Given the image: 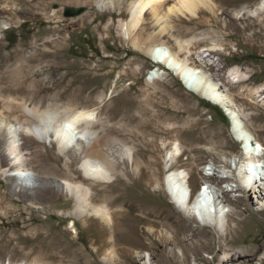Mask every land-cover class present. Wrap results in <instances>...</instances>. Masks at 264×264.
I'll use <instances>...</instances> for the list:
<instances>
[{"label":"rangeland","instance_id":"1","mask_svg":"<svg viewBox=\"0 0 264 264\" xmlns=\"http://www.w3.org/2000/svg\"><path fill=\"white\" fill-rule=\"evenodd\" d=\"M132 1L0 0L4 120L18 125L38 122L21 110H5L3 102L8 98L29 107L95 109L100 120L93 130L104 136V148L125 174L111 182L88 179L78 169L82 150L69 146L60 152L55 142L18 132L29 184L25 186L23 177L6 176L9 166L0 155V264L29 263L38 257L45 264H105L102 253L110 242V226L99 216L68 214L77 201L63 190L66 180L93 186L97 204L125 194L135 204L147 202L133 212L131 238L114 246L117 264H145L147 253L153 264H239L222 263L224 249H245L240 260L249 259V264L262 261L264 210H255L242 191H238L241 196L227 191L230 179L205 174V166H220L225 157L241 153L229 117L218 105L187 90L171 70L151 79L149 71L155 63L146 51L150 44L163 42L179 52L177 38L185 41L197 35L221 45L217 51L179 54H187L193 64L202 65L228 88L243 110L244 121L264 142V102L258 97L255 105L246 89L264 84V8L255 11L262 0H213L215 11L203 9L194 19L171 15L163 32L146 14L138 44L123 31ZM67 9L81 12L66 15ZM200 54L215 63L201 62ZM235 66L250 74L239 85L228 77ZM173 140L182 148L174 167L192 172L193 194L208 180L235 207L240 225L226 240L213 228L184 217L165 187L151 185L164 176L166 169L158 160L172 148ZM129 154L137 158V167L127 162ZM121 202L112 205V213H120L115 218L122 221ZM151 206L157 210L146 209ZM150 224L155 225L151 231Z\"/></svg>","mask_w":264,"mask_h":264},{"label":"bare ground","instance_id":"2","mask_svg":"<svg viewBox=\"0 0 264 264\" xmlns=\"http://www.w3.org/2000/svg\"><path fill=\"white\" fill-rule=\"evenodd\" d=\"M263 8L264 0L257 5L255 11ZM203 9L215 11L216 4L213 0H133L130 3L131 17L123 25V31L128 35L129 39L138 44L143 35L141 26L146 14H149L153 23L161 25L160 31L163 32L166 29V21L171 15L194 19L199 17V12ZM251 11L254 13V10ZM236 14L238 17L241 11L236 12ZM177 43L179 52L186 50L187 54L192 50L196 52L202 50L203 53L207 50L212 52L221 49V45L209 39L206 35L201 38H198L197 35V37L194 36L185 41L177 38ZM146 51L155 63V66L149 71L151 79L161 78L162 74L165 73V69L171 70L181 80L187 90L218 105L228 114L231 132L241 146V153L231 159L225 157L224 163L220 166L212 165V163L207 167L205 166V174L225 178V180L230 179L225 185L227 191L233 192L237 196H241L243 193L244 196L251 198L255 210H264V142L255 135L254 131L244 121L243 110L235 96L219 82V79L214 74L205 70L202 65L193 64L187 54L182 56L163 42L150 44ZM208 55L210 56V53H207ZM203 58L205 57L201 56L200 61L205 62L207 65L215 63L212 58L208 59V62ZM228 77L232 83L239 85L248 79L250 74L242 71L239 66H235L229 70ZM242 87V91H244L246 87L244 85ZM246 89L254 97L253 103L255 105H258V97H261V101L264 102V84L256 87H247ZM3 104H5L4 108L5 110L7 108L8 112L12 109L21 110L24 114H29L38 121L28 125H18V123L11 122L8 119H5V122L3 118L4 111L0 110V133H2L0 135V155L2 156L1 162L9 166V172L6 175L8 178L16 180L17 176H20L23 177L24 181L27 180L26 187L29 184V179H27L30 175L29 169L21 161V151L17 142L18 132L20 131L26 135L32 134L41 141L55 142L60 152H64L69 146H72L75 151L82 150L78 169L88 179L98 182H111L120 175H125L120 165H117L116 161L104 148V136L97 135V132L93 130L94 125L100 120L95 109L59 107L58 105H47L44 108L35 105L29 107L27 102H14L9 98ZM93 114L95 119L88 120V116ZM3 123L4 129L1 130ZM69 124L72 125V128L67 127ZM84 142H88L87 146L84 145ZM172 144V148L158 160L166 169L163 178L150 182L151 185L153 187H165V191L169 194L171 201L184 217L213 228L219 237L226 240V237L230 233L236 232L237 227L240 225L239 218L234 217L237 213L235 207L208 180H205L193 194L190 181L192 172L186 167H174V164L182 154L181 145L177 140H173ZM127 159L128 163L135 167L138 166V160L135 155L129 154ZM56 185L60 187L57 183ZM62 186L67 195H73L77 201L74 209L68 214L73 217L81 215L99 216L110 226V242L108 241V246L102 253V261L105 264H117V252L114 246L121 240L131 238L134 228L131 222L136 219L133 216V212L144 205L146 207L147 202L143 199L135 204L130 195L125 194L123 196L110 197L105 202L97 204L94 201L93 193L95 189L93 186L69 180L63 182ZM238 191H242V193H238ZM120 201H122L121 203L125 209L122 214V221L115 218V214L121 215L120 213H112V205ZM146 209L157 210L153 206ZM75 226L76 224L73 222V228ZM154 226L150 224L147 228L151 231ZM180 251L184 257L185 253L181 249ZM245 251V249H236L234 251L232 249H224L221 253L220 261L229 263L235 260L239 261V264H249V259L240 260ZM144 258L145 264H153L149 253L145 254ZM261 259L262 261L259 264L264 262V254ZM9 264H45V262L38 257L29 263L10 261Z\"/></svg>","mask_w":264,"mask_h":264},{"label":"water","instance_id":"3","mask_svg":"<svg viewBox=\"0 0 264 264\" xmlns=\"http://www.w3.org/2000/svg\"><path fill=\"white\" fill-rule=\"evenodd\" d=\"M80 12H81L80 9H67L66 15H76V14H78ZM225 114L228 116V114L226 112H225Z\"/></svg>","mask_w":264,"mask_h":264},{"label":"snow or ice","instance_id":"4","mask_svg":"<svg viewBox=\"0 0 264 264\" xmlns=\"http://www.w3.org/2000/svg\"><path fill=\"white\" fill-rule=\"evenodd\" d=\"M95 119V116H94V114L93 115H90V116H88V120H94ZM67 127H69V128H72V125L71 124H69V125H67Z\"/></svg>","mask_w":264,"mask_h":264}]
</instances>
